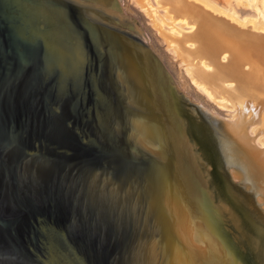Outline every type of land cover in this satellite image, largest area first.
I'll use <instances>...</instances> for the list:
<instances>
[{
  "label": "water",
  "instance_id": "95a60500",
  "mask_svg": "<svg viewBox=\"0 0 264 264\" xmlns=\"http://www.w3.org/2000/svg\"><path fill=\"white\" fill-rule=\"evenodd\" d=\"M0 264H264V34L0 0Z\"/></svg>",
  "mask_w": 264,
  "mask_h": 264
},
{
  "label": "bare ground",
  "instance_id": "6f19581e",
  "mask_svg": "<svg viewBox=\"0 0 264 264\" xmlns=\"http://www.w3.org/2000/svg\"><path fill=\"white\" fill-rule=\"evenodd\" d=\"M194 2L206 7L207 9L213 11L218 14L222 18L234 23L235 25L248 29L249 27L257 32L264 34V11L257 10L255 13H246L239 14L235 9L227 7L216 0H193ZM225 86L233 85V82L226 81L224 82ZM251 126H248L247 132L249 135H254L252 131H250ZM260 134L255 137V144L258 147H262L263 144L258 141Z\"/></svg>",
  "mask_w": 264,
  "mask_h": 264
},
{
  "label": "rangeland",
  "instance_id": "374dc122",
  "mask_svg": "<svg viewBox=\"0 0 264 264\" xmlns=\"http://www.w3.org/2000/svg\"><path fill=\"white\" fill-rule=\"evenodd\" d=\"M217 2L235 9L239 14L264 11V0H216Z\"/></svg>",
  "mask_w": 264,
  "mask_h": 264
}]
</instances>
